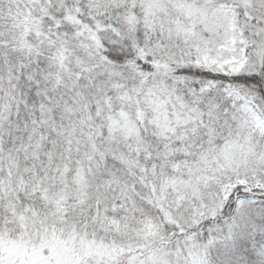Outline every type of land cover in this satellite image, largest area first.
<instances>
[{
    "label": "snow or ice",
    "instance_id": "6c2138e0",
    "mask_svg": "<svg viewBox=\"0 0 264 264\" xmlns=\"http://www.w3.org/2000/svg\"><path fill=\"white\" fill-rule=\"evenodd\" d=\"M0 264H264V0H0Z\"/></svg>",
    "mask_w": 264,
    "mask_h": 264
}]
</instances>
